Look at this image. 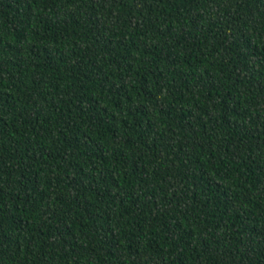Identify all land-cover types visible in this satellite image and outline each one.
Listing matches in <instances>:
<instances>
[{"label":"trees","instance_id":"16d2710c","mask_svg":"<svg viewBox=\"0 0 264 264\" xmlns=\"http://www.w3.org/2000/svg\"><path fill=\"white\" fill-rule=\"evenodd\" d=\"M0 264H264V0H0Z\"/></svg>","mask_w":264,"mask_h":264}]
</instances>
